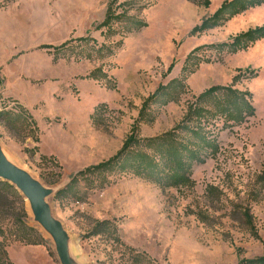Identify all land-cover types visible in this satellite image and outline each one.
<instances>
[{"label":"rangeland","instance_id":"obj_1","mask_svg":"<svg viewBox=\"0 0 264 264\" xmlns=\"http://www.w3.org/2000/svg\"><path fill=\"white\" fill-rule=\"evenodd\" d=\"M224 1L0 0V146L53 191L52 216L77 264H238L264 256V39L235 53L215 47L263 26L264 4L192 36ZM108 7L125 17L100 28ZM134 20L146 26L134 30ZM246 69L255 76L238 74ZM214 86L247 92L254 108L228 128L220 115L204 123L198 132L214 148L179 132L134 146L120 167L78 177L67 189L77 173L114 156L133 125L140 139L161 137ZM180 144L200 160L189 161L190 184L161 186L129 168L136 151L163 165ZM23 203L26 215L15 204L0 215L8 261L59 264ZM101 222L108 226L94 234Z\"/></svg>","mask_w":264,"mask_h":264},{"label":"trees","instance_id":"obj_2","mask_svg":"<svg viewBox=\"0 0 264 264\" xmlns=\"http://www.w3.org/2000/svg\"><path fill=\"white\" fill-rule=\"evenodd\" d=\"M261 4H264V0H225L212 16L204 19L199 25L194 26L190 34L193 36L214 29L221 25L223 21L239 15L249 8L260 6ZM204 5H208V2H205ZM123 17H125L124 12L114 15L111 8L108 7L105 13V18L98 27L109 28L112 21H118ZM144 26H146L145 23L141 21L134 20L133 22L134 30H138ZM262 39H264V25L240 33L234 36L230 43L219 44L215 47L219 49L227 48L235 53L246 49L251 43ZM80 40L84 41L85 39ZM197 50L198 49L195 51ZM190 56L191 53L186 58V61L189 60ZM241 73L244 75L250 74V76H255L253 72L248 69L238 71L239 75ZM239 75L235 76L233 80L237 81ZM163 89V87L158 88L153 95L149 96L143 102L140 116H143L147 110L149 102L153 100ZM204 104L209 107H204ZM253 114L254 108L251 105L250 95L247 92L238 91L233 89L232 86L210 87L198 96H195L194 101L188 103L179 123L170 131L164 133L161 137L140 139L137 137L138 128L136 125H133L121 149L114 156L96 166L86 168L77 173L72 177V184H70L67 189L72 187L78 177H83L88 174H93L95 172L114 167H120V161H122V158L126 156L134 146L139 144L149 146L159 140H174V138L180 134L179 132H184L190 137L199 139L203 144L214 148L213 145H211L210 142H207L206 139L198 132L199 129L204 126V123H207L209 119H213L216 115H220L224 118V127L228 128V122L232 121L239 124L243 121L244 117H249ZM191 124H197V126L194 127ZM171 148L172 150L168 151L167 155L164 156L163 165H161V161H156L154 156H150L142 151H136L131 159L133 164H130L129 168L133 169L136 176L145 177L147 179L149 178L151 181L160 184L161 186H179L184 185L185 183L190 184L185 174L191 168L189 161L200 162V160H198L199 158L197 157V153L187 147H184L182 144L176 147L172 145ZM165 181L166 183H164ZM14 204L19 206L20 212L23 216L26 215L23 199L15 192L13 187L0 181V215L5 216ZM245 218L247 221L250 219V217ZM107 226V222L98 223L94 229V234H97V231ZM0 264H11L7 259V253L2 245L0 246ZM238 264H264V256L253 260H242Z\"/></svg>","mask_w":264,"mask_h":264},{"label":"water","instance_id":"obj_3","mask_svg":"<svg viewBox=\"0 0 264 264\" xmlns=\"http://www.w3.org/2000/svg\"><path fill=\"white\" fill-rule=\"evenodd\" d=\"M0 181L13 187L27 202L35 223L52 239L59 264H77L71 257L67 234L52 216L48 198L53 194L26 170L10 162L0 146Z\"/></svg>","mask_w":264,"mask_h":264},{"label":"crops","instance_id":"obj_4","mask_svg":"<svg viewBox=\"0 0 264 264\" xmlns=\"http://www.w3.org/2000/svg\"><path fill=\"white\" fill-rule=\"evenodd\" d=\"M104 18H105V16H104ZM85 40H86V39H85ZM63 44H65V43H63ZM63 44H61V45L58 46V47H53V46H43L42 48H45V49H51V50H53V51H56V50H61ZM46 47H49V48H46ZM54 53H55V52H54ZM1 63H2V61H0V64H1ZM26 63H27V62H26ZM31 66H32L31 64H26V68H25L24 70L28 69V71H29V70L34 71V68H32ZM24 67H25V66H24ZM24 67H23V65L18 66V68H19L20 70H22V68H24ZM28 71H24V72H26V74H29ZM26 74H25V75H26ZM17 76L19 77L20 75H17ZM16 83H17L18 86H22V85H23V83H22L21 81H16ZM28 96H29V97H33V96H34V99H35V100L37 99V94L34 95V92H30V93H28Z\"/></svg>","mask_w":264,"mask_h":264}]
</instances>
